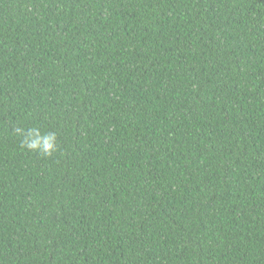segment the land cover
<instances>
[{
  "label": "trees",
  "instance_id": "16d2710c",
  "mask_svg": "<svg viewBox=\"0 0 264 264\" xmlns=\"http://www.w3.org/2000/svg\"><path fill=\"white\" fill-rule=\"evenodd\" d=\"M0 264H264V0H0Z\"/></svg>",
  "mask_w": 264,
  "mask_h": 264
},
{
  "label": "clouds",
  "instance_id": "9594fccd",
  "mask_svg": "<svg viewBox=\"0 0 264 264\" xmlns=\"http://www.w3.org/2000/svg\"><path fill=\"white\" fill-rule=\"evenodd\" d=\"M15 135L21 138L20 146L29 151H37L44 156H51L57 151L56 133L41 134L39 128L16 126L13 129Z\"/></svg>",
  "mask_w": 264,
  "mask_h": 264
}]
</instances>
